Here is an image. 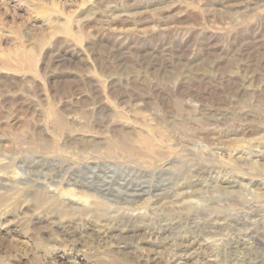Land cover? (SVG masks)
I'll list each match as a JSON object with an SVG mask.
<instances>
[{"label": "rangeland", "instance_id": "obj_1", "mask_svg": "<svg viewBox=\"0 0 264 264\" xmlns=\"http://www.w3.org/2000/svg\"><path fill=\"white\" fill-rule=\"evenodd\" d=\"M0 264H264V0H0Z\"/></svg>", "mask_w": 264, "mask_h": 264}]
</instances>
